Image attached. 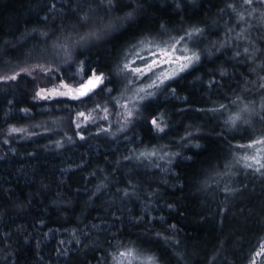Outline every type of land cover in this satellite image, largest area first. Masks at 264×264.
Here are the masks:
<instances>
[{"label":"snow or ice","instance_id":"1","mask_svg":"<svg viewBox=\"0 0 264 264\" xmlns=\"http://www.w3.org/2000/svg\"><path fill=\"white\" fill-rule=\"evenodd\" d=\"M202 7L197 4V0H62L57 19L51 20L52 24L59 21L58 30L49 26V17L45 16L41 23L47 30L41 27H34L30 31L25 29L20 39L16 40L21 49L28 42L35 41L33 50L21 52L23 61L17 60L14 66L11 61H5L4 55L8 54L7 48L11 42H4L6 51L0 55V65H7L10 71L0 75V87L9 90L14 86L19 88L21 81L32 85L30 89L20 90V100L5 101L9 112L20 102L27 103L28 100L24 98H30L31 101L30 107L18 109L25 116L41 101H51V107L45 105L47 113L68 111L69 123L75 125L73 132L80 140L86 139L89 124L96 126L97 136L106 133L115 139L117 133H125L129 128L134 129L144 122H147L151 132L162 139L171 129L165 119L167 114L150 113V119L143 114L149 112L150 106L166 93L179 98L177 89L168 82L182 79L183 73L198 71L206 62L214 63L215 59H219L217 53L224 55L226 51L232 52L225 63L236 61L248 69V74L240 77L243 84L240 80L235 81L240 91L229 87L231 96L225 93L222 97L227 103L218 99L212 101V107L198 109L210 115V122L215 121L211 129L215 138L228 144L227 153L216 157V164L212 167L215 176L225 180L222 186L217 181L215 190L226 194L227 200L228 196L246 190V181L250 178L264 182V130L256 127L257 124L264 125V0H231L227 3L219 10L221 15L227 14L229 17L225 22V35L216 41L208 40L212 25L195 19L202 15ZM56 8L53 0L47 11ZM149 15L157 22L165 16L169 22L159 23L156 28L140 29L142 20ZM171 16L180 18L179 27L170 29ZM233 22L235 27H227ZM236 28L240 30L236 31ZM253 31L257 32L254 38ZM129 36L131 38L127 39ZM240 42H244L245 46L241 47ZM92 49L97 50L98 60L102 53H107L109 61L98 62L93 67L89 61L82 59ZM165 68L171 71L164 72ZM158 69L160 75H157ZM205 75L208 76L209 88L220 89L226 86L224 81L236 73H229L227 67L217 65L207 70ZM217 76L220 80H217ZM196 79L203 83L202 76ZM113 92L117 95L114 96ZM126 92H132V98H126ZM72 105H75V111ZM112 115L118 117L115 131L109 122ZM50 121L51 126L48 122H41L33 127L51 132L54 126L62 123V119L54 114L50 116ZM216 128L220 131L216 132ZM25 131L24 128L10 127L4 134V144L10 143L13 133ZM225 133L232 140H237V134L246 133L247 143L232 144ZM36 134L28 132L27 135L31 137ZM204 139H209V136L204 134L201 127L189 125L180 138V147L199 149L202 147L199 141ZM240 139H244V136L241 135ZM65 143H73L72 137L66 133L64 139L53 141L57 149L63 148ZM149 147L151 150L132 149L122 160H135L138 163L148 161L151 167L163 170L171 167L174 158L192 160L196 155L169 153L165 151L168 145ZM241 151H244L243 155H240ZM158 160L165 161V164L157 163ZM91 175L95 176V172ZM233 183H239V189L232 187ZM204 184L207 186L206 181ZM108 186L102 181L93 195L102 193ZM116 193L122 202L140 199L138 185L132 179H127L125 187L117 188ZM167 207L172 208L173 205L168 204ZM149 208L150 200L146 198L139 215L129 214L125 220L116 215L121 209L111 213L113 220L110 226L119 227L110 235L106 228H100L106 233L103 242L99 237L92 241L93 249L101 252L97 264H171L173 258L175 264H180L182 256L176 251L181 246V241L175 238L177 225L169 223L162 215L152 216ZM128 224L142 230L128 233L129 236L134 235V239L127 238L122 231ZM99 227L92 225L93 229ZM75 233L76 230H73L74 236ZM10 236V233H4L0 239L7 240ZM80 242L76 240V243ZM8 247L10 245L5 244V248ZM12 255L6 253L0 256V264H10ZM62 255H66V252ZM256 257H264V242H261L259 251L252 253L248 264H257Z\"/></svg>","mask_w":264,"mask_h":264},{"label":"trees","instance_id":"2","mask_svg":"<svg viewBox=\"0 0 264 264\" xmlns=\"http://www.w3.org/2000/svg\"><path fill=\"white\" fill-rule=\"evenodd\" d=\"M12 1L14 0H0L2 3ZM52 2L53 0H22L17 12L25 19L38 18ZM230 2L231 0H197V4L203 7L202 15L196 16L195 19L212 25L209 41L224 38L225 22L229 17L227 14L221 15L219 10ZM189 11L191 13L192 9ZM179 26L180 18L176 17V21L170 23V29ZM227 27H235V23H229ZM0 29V55H4L6 51L4 42L10 41L11 45L8 46V54L4 55V59L11 61L14 66L17 60L23 61L24 56L21 52L33 50L35 43L28 42L21 49L16 40L20 39L24 31L14 30L8 21L2 22ZM53 29L58 30V26ZM239 30L236 28V31ZM256 35L257 32L253 31V38ZM240 46H245L244 42H240ZM217 55L219 59H215L214 63L206 62L198 71L192 74L183 73L182 79L168 82L171 87L177 89L179 98L166 93L150 106L149 112L143 114L148 119L151 118L150 113L167 114L165 119L171 125V129L162 139L151 132L147 122H144L134 129L129 128L125 133H117L115 139L106 133L97 136L96 126L89 124L85 133L86 139L80 140L74 135L75 125L69 123L68 111L27 116L20 121L1 126L0 158L4 157L6 151L15 148L19 154L29 151L40 157H53L67 151H77L84 158V162L74 166L70 171L69 186L73 188L70 194L61 192L58 186L49 182L39 183L33 188L14 181L12 183L14 198L0 196V237L4 233L11 234L7 240L0 239V249H3L0 256L12 253L10 264H97L101 252L93 249L92 241L99 237L101 243L103 242L106 233L100 231V228H106L107 234L110 235L119 227L110 226L113 220L111 213L121 209L122 211L116 212V215L127 220L129 214L135 216L143 211L144 200L147 198L150 200L149 211L152 216L162 215L169 223L177 225L175 238L181 241V246L176 249L182 256L180 264H248L252 253L259 251L261 242H264V182L250 178L246 181L248 184L246 190L228 196L227 200L226 194L215 190L216 182L219 181L222 186L225 180L216 177L212 167L216 164V157L227 153L228 144L224 140L216 139L212 134L211 129L215 121L210 122V115L198 111L212 107V101L218 99L227 103L222 99L223 95L228 93L231 96L229 87L240 91L235 81L240 80L243 84L240 77L246 76L248 69L236 61L225 63L232 56V52L226 51L224 55L219 53ZM217 65H224L229 73L234 72L236 75L224 81L226 86L223 88H209L205 72ZM5 71H10L9 67L0 65V75ZM160 74L158 69L157 75ZM200 76L203 77V83L196 79ZM217 80H220L219 76ZM31 87L30 83L21 81L19 88L14 86L9 90L0 87V90L20 96L21 89ZM113 95L117 93L113 92ZM125 96L132 98V92H126ZM24 99H27V104L31 106L30 98ZM50 104L52 105L51 101H41L36 107ZM72 109L75 111V106H72ZM53 114L62 119V123L54 126L53 131L44 132L43 129L33 127L41 122H48L51 126L50 116ZM117 119L115 115L109 117L113 131L117 127ZM189 125L201 127L204 134L209 136V139L199 141L202 145L199 149L189 150L180 147V138ZM10 127L24 128L26 131L13 133L10 143L5 145L4 134ZM256 127L264 130V125L257 124ZM219 131L220 129L216 128V132ZM28 132L37 134L28 137ZM65 133L72 137L73 143H65L63 148H55L53 141L64 139ZM241 135L244 139H240ZM225 136L232 144L247 143L246 133L237 134V140H232L228 133H225ZM151 145H156L157 148L168 145L165 151L169 153L196 155L192 160L174 158L171 167L163 170L151 167L148 161L138 163L135 160H122V157L129 155L132 149L151 150L149 147ZM243 154L244 151H241L240 155ZM157 163L164 165L165 161L158 160ZM93 172L95 176L91 175ZM127 179H132L138 185L139 200L122 202L116 193L117 188L125 187ZM102 181L109 185L108 188L93 195L97 185ZM205 181L207 186L204 184ZM231 186L239 189V183H233ZM150 193L155 195L149 196ZM168 204H172L173 207L168 208ZM222 208L225 211H221ZM93 224L100 227L93 229ZM156 227L159 228V225ZM73 230H76L75 236ZM122 231L127 238L134 239L135 236H129L128 233H138L142 230L128 224ZM77 239L81 242L76 243ZM61 241L64 243L61 244ZM5 244L10 247L5 248ZM64 252L66 255H62ZM171 264H175V258Z\"/></svg>","mask_w":264,"mask_h":264},{"label":"rangeland","instance_id":"3","mask_svg":"<svg viewBox=\"0 0 264 264\" xmlns=\"http://www.w3.org/2000/svg\"><path fill=\"white\" fill-rule=\"evenodd\" d=\"M55 3L57 5L56 9L51 11H47L46 9L38 18L25 19L19 16L17 12L18 7L22 4V0H14L9 3L0 2V26L2 22L8 21L16 31H25V29H32L34 27H41L47 30L46 26L41 23L45 16L49 17V26L51 28L58 26L59 21H57V24H52L51 20L57 19V12L61 7L62 0H55ZM162 21L169 22L165 16H162L159 20V22ZM175 21L176 17L171 16V23ZM159 22L149 15L142 20L139 28H156ZM29 43H35V41ZM82 59L89 61L95 67L98 62L107 63L109 55L102 53L98 60L97 51L92 49L91 52L85 53ZM168 71H171V69H164V72ZM84 78L86 79V77ZM20 99L21 96L19 95L0 90V127L6 123L20 121L27 117L18 111L20 108L30 107L27 103L22 101L16 104L11 112H9V106L5 103L6 100L15 101ZM47 106L51 107L52 105ZM45 112H47L45 105H41L33 108L28 116H35ZM5 113H8V115H5ZM82 161L84 162V158L77 151H67L53 157H40L29 151L19 154L15 148H11L6 151L4 157L0 158V196H5L9 199L14 198L15 193L12 190V183L14 181H19L33 188H36L39 183L49 182L58 186L61 192L70 194L73 191V188L69 186L70 171L74 166L81 165ZM256 260L257 264H264V257H256Z\"/></svg>","mask_w":264,"mask_h":264}]
</instances>
